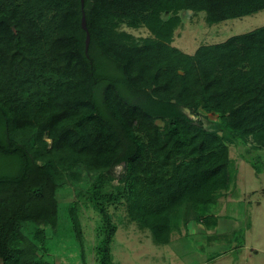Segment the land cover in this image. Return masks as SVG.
<instances>
[{"label": "trees", "instance_id": "16d2710c", "mask_svg": "<svg viewBox=\"0 0 264 264\" xmlns=\"http://www.w3.org/2000/svg\"><path fill=\"white\" fill-rule=\"evenodd\" d=\"M263 10L264 0H84L86 52L81 0H0L1 263L53 264L36 251L46 226L57 230V178L81 166L97 173L82 198L102 216L100 264H113L107 205L124 200L161 245L189 213L208 222L235 178L229 145L264 150V26L189 55L171 46L178 12L212 25ZM119 24L154 38L135 43ZM181 109L218 120L208 129ZM79 209L69 218L82 251Z\"/></svg>", "mask_w": 264, "mask_h": 264}, {"label": "rangeland", "instance_id": "374dc122", "mask_svg": "<svg viewBox=\"0 0 264 264\" xmlns=\"http://www.w3.org/2000/svg\"><path fill=\"white\" fill-rule=\"evenodd\" d=\"M171 14H163V19H168ZM180 24L173 32L171 46L183 53L192 55L202 45L218 44L228 38L241 35L264 26V10L257 14L239 19L223 21L217 24H208L203 12H178ZM117 30L130 34L135 43H143L146 39H153V35L145 27L131 28L126 24H119ZM181 112L196 124L205 128H213L218 117L206 114L199 110L196 114L187 109ZM162 127L163 122L157 121ZM49 143L50 141L47 140ZM246 147L229 145V157L234 169L240 165L238 178L251 174L248 165L242 163L243 159L255 160V152L244 153ZM237 169V168H236ZM125 171V164L114 166L110 172L112 183L117 185ZM237 171H235L236 175ZM97 173L88 172L81 166L72 175L58 177L59 184L56 199L59 206V220L57 230L53 231L46 226L45 241H40V252L36 254L53 264H100L98 250L104 237L103 220L99 212L92 207V203L82 196L91 187ZM235 179V178H234ZM240 191L238 186L237 190ZM224 193H222L223 195ZM79 202L78 217L82 230V251L74 237L69 211ZM217 204V203H216ZM207 211L213 213L215 205ZM107 213L117 230L112 240L110 250L113 264H264V224L253 226L246 231L247 219L250 209L243 202L235 205L229 204L220 216L228 227L207 232L202 224L194 218L192 213L181 219L178 228L169 235V245L157 244L148 230L138 227L135 222H130L126 209V202L121 200L106 206ZM214 210V211H213ZM190 222L186 225V220ZM206 220V219H202ZM196 221V222H195ZM203 221V222H204ZM211 218L208 219V222ZM35 228L24 225L23 231L30 236ZM246 241L247 249H242ZM39 242V239L38 241ZM39 244V243H38ZM0 264L1 261H0Z\"/></svg>", "mask_w": 264, "mask_h": 264}, {"label": "crops", "instance_id": "0c3cea01", "mask_svg": "<svg viewBox=\"0 0 264 264\" xmlns=\"http://www.w3.org/2000/svg\"><path fill=\"white\" fill-rule=\"evenodd\" d=\"M243 151L244 153L255 152V160L249 161L246 158L242 160V163L248 165L252 172L251 174H247V176L243 175L240 181L238 178L240 165L237 163L235 166V171H237L235 179L229 189L216 201L217 204L215 203L216 205L214 208L216 210H213L214 212L211 213V221L198 222V224L203 225L207 232L217 229L222 230L224 226L227 228V223L225 220H222L220 216L229 204L235 205L241 203V201L246 208L250 209L246 231L252 230L253 226L259 223L264 224V150H253L250 145H248ZM237 186L240 191H236ZM170 242L167 245H169ZM247 247V242L243 241L242 249H247Z\"/></svg>", "mask_w": 264, "mask_h": 264}, {"label": "water", "instance_id": "95a60500", "mask_svg": "<svg viewBox=\"0 0 264 264\" xmlns=\"http://www.w3.org/2000/svg\"><path fill=\"white\" fill-rule=\"evenodd\" d=\"M83 1H84V0H81V10H82L81 27H82V29H83V30L85 31V33H86V39H85V51L87 52L88 45H89V40H90V36H89L88 30H87V27H86L85 16H84V13H83Z\"/></svg>", "mask_w": 264, "mask_h": 264}]
</instances>
